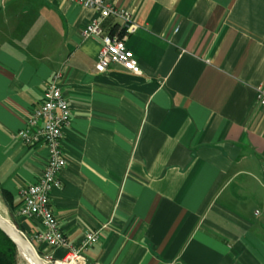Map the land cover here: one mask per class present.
Masks as SVG:
<instances>
[{
  "label": "crops",
  "instance_id": "1",
  "mask_svg": "<svg viewBox=\"0 0 264 264\" xmlns=\"http://www.w3.org/2000/svg\"><path fill=\"white\" fill-rule=\"evenodd\" d=\"M106 2L137 24L140 75L95 71L100 40L80 31L96 10L0 0V206L43 260L66 255L17 213L48 151L16 133L58 74L71 120L50 205L71 245L98 230L85 264H264V0Z\"/></svg>",
  "mask_w": 264,
  "mask_h": 264
},
{
  "label": "built area",
  "instance_id": "2",
  "mask_svg": "<svg viewBox=\"0 0 264 264\" xmlns=\"http://www.w3.org/2000/svg\"><path fill=\"white\" fill-rule=\"evenodd\" d=\"M70 1L99 13L97 20L84 25L80 31L83 37H96L100 40V49L94 65L95 71L104 73L111 64H117L131 74L140 75L138 61L124 41L125 37L134 34L137 29L131 13L112 6L106 0ZM109 17L118 18L123 23L122 37L103 30L102 23ZM58 79L59 75L55 74L44 84L39 106L32 111L25 128L16 133L26 145L42 144L48 151L47 163L41 175L34 183L19 190L20 204L17 213L25 217H36L44 224L45 229L34 233L31 237L32 241L45 242L51 248L67 249L66 255L62 259L54 260V264L71 262L85 264L81 251L97 241L98 230L88 233L79 247L71 245L61 231L50 205L51 190L61 186L59 174L66 165L62 151L63 130L69 126L71 120L69 104L63 96ZM260 102L264 104V93H260ZM44 261L47 264L51 262Z\"/></svg>",
  "mask_w": 264,
  "mask_h": 264
},
{
  "label": "water",
  "instance_id": "3",
  "mask_svg": "<svg viewBox=\"0 0 264 264\" xmlns=\"http://www.w3.org/2000/svg\"><path fill=\"white\" fill-rule=\"evenodd\" d=\"M0 230L12 240V242L16 245V248L20 246L25 247L29 254L30 258L33 261L34 264H47L36 252L33 245L30 243V241L21 233L19 230L11 225L9 221L2 218L0 216Z\"/></svg>",
  "mask_w": 264,
  "mask_h": 264
},
{
  "label": "trees",
  "instance_id": "4",
  "mask_svg": "<svg viewBox=\"0 0 264 264\" xmlns=\"http://www.w3.org/2000/svg\"><path fill=\"white\" fill-rule=\"evenodd\" d=\"M16 245L0 230V264H16Z\"/></svg>",
  "mask_w": 264,
  "mask_h": 264
},
{
  "label": "rangeland",
  "instance_id": "5",
  "mask_svg": "<svg viewBox=\"0 0 264 264\" xmlns=\"http://www.w3.org/2000/svg\"><path fill=\"white\" fill-rule=\"evenodd\" d=\"M0 216L4 219H6L7 221H9V223L11 225H13L14 227H16L12 217L10 216V214H8L7 212H5L3 210V208L0 206ZM16 264H28L27 262H25V260H23L20 255H19V252L17 250V255H16ZM48 264H54V262H49Z\"/></svg>",
  "mask_w": 264,
  "mask_h": 264
},
{
  "label": "bare ground",
  "instance_id": "6",
  "mask_svg": "<svg viewBox=\"0 0 264 264\" xmlns=\"http://www.w3.org/2000/svg\"><path fill=\"white\" fill-rule=\"evenodd\" d=\"M18 252H19L20 257L23 260H25V262H27L28 264H34L30 258V254H29L28 250L25 247L20 246L18 248ZM58 264H77V263L71 262V263H58ZM79 264H81V263H79Z\"/></svg>",
  "mask_w": 264,
  "mask_h": 264
}]
</instances>
